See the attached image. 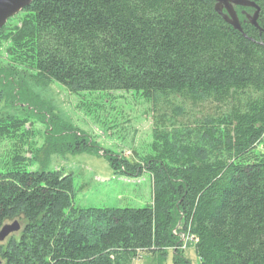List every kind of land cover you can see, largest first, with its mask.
Returning a JSON list of instances; mask_svg holds the SVG:
<instances>
[{
  "label": "trees",
  "instance_id": "obj_1",
  "mask_svg": "<svg viewBox=\"0 0 264 264\" xmlns=\"http://www.w3.org/2000/svg\"><path fill=\"white\" fill-rule=\"evenodd\" d=\"M249 1L261 32L253 10L235 8L240 33L213 0H34L1 29L0 103L39 118L23 71L74 95L134 93L154 129L148 151L126 158L42 112L49 145L28 159L30 119L0 116V137L16 141L0 167V229L23 224L0 264H135L177 246L173 264H191L182 236L200 264H264V0ZM65 153H101L115 174L149 177L151 204L77 208L73 177L46 169Z\"/></svg>",
  "mask_w": 264,
  "mask_h": 264
},
{
  "label": "rangeland",
  "instance_id": "obj_2",
  "mask_svg": "<svg viewBox=\"0 0 264 264\" xmlns=\"http://www.w3.org/2000/svg\"><path fill=\"white\" fill-rule=\"evenodd\" d=\"M23 16L21 12L6 23L7 29L15 26ZM6 43L0 42V62L6 63ZM20 74L30 76L20 71ZM25 78V86L29 95L35 99L39 118L32 114L22 112L8 104L0 103V116H19L30 119L24 127L28 132L27 145L24 148L25 158L30 159L33 152L47 148V136L51 133V125H46L40 118L44 112L46 122L53 120L70 126L75 134L95 143L99 151H109L118 156L130 158L134 152L143 154L148 151L152 143L154 119L151 106L134 93H95L74 95L67 92L57 84H44L33 78ZM33 104V106H34ZM32 112L31 110L29 111ZM43 112V113H42ZM185 112H188L186 109ZM170 115L169 112H167ZM25 114V115H24ZM70 132V131H69ZM52 134V133H51ZM19 135V134H18ZM20 136V135H19ZM15 140L0 137V167L7 163L15 149ZM101 154V153H100ZM95 153L59 154L52 155L46 161V169L62 170L73 177L74 202L80 209L88 208H145L151 204L152 185L147 176L130 179L115 174L109 164ZM40 163L32 169L40 168L45 163L43 154L38 155ZM14 221L20 224L19 219ZM10 235L0 246H4L12 237ZM182 246L180 251L184 259L191 264H200L192 246V241L185 236L180 238ZM178 247V246H177ZM166 251V255L159 256L140 254L135 264H173L175 249Z\"/></svg>",
  "mask_w": 264,
  "mask_h": 264
},
{
  "label": "water",
  "instance_id": "obj_3",
  "mask_svg": "<svg viewBox=\"0 0 264 264\" xmlns=\"http://www.w3.org/2000/svg\"><path fill=\"white\" fill-rule=\"evenodd\" d=\"M34 0H0V31L6 25L8 20L14 18L26 8H28ZM215 3V12L234 30L242 33L241 24L235 12L236 7L253 10L252 16H248L247 20L250 25L254 26L260 32L262 29L258 26V18L260 8L249 0H213ZM20 224L14 221L12 224L4 225L0 229V242H4L10 235L20 232Z\"/></svg>",
  "mask_w": 264,
  "mask_h": 264
}]
</instances>
